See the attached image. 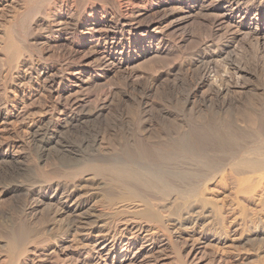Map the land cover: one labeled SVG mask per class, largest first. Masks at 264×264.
<instances>
[{
    "label": "bare ground",
    "instance_id": "1",
    "mask_svg": "<svg viewBox=\"0 0 264 264\" xmlns=\"http://www.w3.org/2000/svg\"><path fill=\"white\" fill-rule=\"evenodd\" d=\"M143 1L25 0L24 9L0 25V72L5 69L9 79L0 88V123L14 129L12 139L0 140V195L23 197L17 208L28 224L42 205L54 204L55 215L69 218L65 234L77 245L71 263L61 264H156L162 259L155 255L159 247L172 249L177 264H186L189 252L182 256L184 249L172 247L183 230L210 214L221 218L216 221L226 219L222 207L205 195L216 177L219 182L238 178L231 185L241 195L252 194L264 181V0H155L147 6L148 20L140 14ZM198 18L209 23L213 38L199 39L187 58L171 64L191 75L190 87L175 105H165L152 118L134 94L111 90L102 98L101 87L117 71L132 75L172 56L179 48L174 35ZM230 28L234 31L226 34ZM239 37L253 42L250 62L235 52ZM36 39L48 49H37ZM27 141L37 148L38 164L15 155ZM99 193H108L111 211L95 216L86 210V199ZM67 201L73 207L62 208ZM259 207L264 213V198ZM248 220L242 221L245 230L251 227ZM18 225L7 242V264L26 263L24 245L33 234ZM250 231L244 241L261 245L264 253V231ZM219 232L224 234L222 228ZM213 237L199 233L197 240L221 242ZM57 244L56 253L66 255Z\"/></svg>",
    "mask_w": 264,
    "mask_h": 264
},
{
    "label": "rangeland",
    "instance_id": "2",
    "mask_svg": "<svg viewBox=\"0 0 264 264\" xmlns=\"http://www.w3.org/2000/svg\"><path fill=\"white\" fill-rule=\"evenodd\" d=\"M173 1H175V0H165L166 3H171ZM179 1L189 2L190 0H179ZM155 2H156L155 0H144L143 1L142 9H144V8L145 9L140 14L145 16V17L143 16L145 18L144 20L150 19L147 6H152ZM20 4L24 5L25 0H9V1L1 0L0 1V13H2V11H4L3 12L4 16L0 17L1 18L0 19V25H2V23L6 22L8 20L7 18H9V15H11L12 13L14 14L15 12L16 13L20 12L21 10L24 9L25 5L21 7ZM159 5L160 4H157L155 7H152V8H157ZM14 7H16V8H14ZM254 13H255L254 10L251 11L249 13V17H253ZM145 14L148 15L149 18H146ZM2 18H5V21ZM198 19L200 21H198ZM198 19L189 21L183 27L184 28L183 32H181V31H180V33L177 32L173 37L175 40L174 42L178 41L177 42V43H179L178 49H179V51H181V52H179L178 49H176V50H174V52L177 51L178 53L182 54V56L180 54H178L177 52H175V54H174L175 56H174L173 55L174 52H172V56H169L167 59L166 58L163 60L161 59L160 60L161 62L159 61V62H154V63H152V62L147 63V64L142 66L143 68L140 67V69H137L132 75H130V72L128 70L127 71H124V70L123 71L122 70L117 71V73H114L113 75H111L112 79L109 78L110 80L109 79L107 80L108 83L107 82H106L107 84L104 83L103 86L101 87L100 94H101L102 98L104 96L110 94L108 91H111V90H113V91H111V93H113L115 95L118 93L124 92V91H126L130 96H131V94L132 95L134 94L133 95L134 97L138 98L139 100H142L141 105H140L141 108H143L144 106H145V108H148V114H149L148 116L149 117L152 116V118L159 117L160 110L163 107H165V105L166 106L175 105V101H179L180 99H182L183 94L190 87L191 83L189 82V79L191 78V75L188 74V76H187V75H185V73L183 71L182 72L176 71L175 68H172L173 66L175 67L174 63L176 65H178L179 63H177V62H181V61H179L180 58H181V60H182V57L187 58L189 52L191 53V51H193L195 49V47H198V43H199V41H201L199 39H202V41H203L204 39L209 40V38L211 39V37H212L209 30H207V29H210L209 25H208L209 23L206 22V20L204 21L203 19H200V18H198ZM199 24H200V26H199ZM204 26H207V27H204ZM231 30H232V28L228 29V31H227L228 33L226 32V34H229V33L234 31V29L232 31ZM187 33H188V35H187ZM177 34H178V38H177ZM182 37L183 38L185 37L184 38L185 42L180 44L179 39ZM189 37H191V38H189ZM215 37L216 36H214V38ZM240 39L243 40V38L239 37L238 42L239 41L240 42L239 43L237 42V44H236L237 47H235V50L236 49L237 50L235 52H236V54H237V52L241 53V55H239V56H242L241 58L243 59V61L250 62L251 61L250 60L251 59V52H250L251 46L250 45H252L253 42L251 41L250 37H248V39L243 40L244 43ZM39 42H40V44H38ZM41 42H43V41L36 39L35 42H33V43H34V45H36L37 49H38V47L39 48L43 47L44 49L47 48V46L42 45ZM38 45H40V46H38ZM183 46H185V47L183 48ZM183 50H184V52H183ZM57 53L59 54L60 57L62 55H63L62 56L63 58L67 57V53L62 48H59L57 50ZM60 53H62V54H60ZM35 54H37V53H35ZM177 54L179 57L178 56L176 57ZM184 54H185V56H184ZM243 61H241V62L243 63ZM166 62H168V63H166ZM165 63L168 65H166ZM261 65H262V62H261ZM167 67H168V69H167ZM169 67H171V68H169ZM172 69L174 71H172ZM120 72L122 75L120 74ZM0 73H1V75H0L1 87L0 88L2 89L3 84L4 83L6 84L9 81V79H8V76L6 75L5 69H4V71L2 69ZM172 74H175L176 76L172 75ZM129 75H130V77H129ZM147 75H149V76H147ZM112 76H114L115 78ZM134 76H137V77L135 78ZM132 77H134V79ZM173 78H174V81L176 82L175 83L176 86H174V87H173V85H174ZM1 80H2V82H1ZM4 80H6V81H4ZM192 81H193V79H191V82ZM182 82H183V84H182ZM105 85H109V86L106 87ZM124 89H126V90H124ZM154 89H155V91H154ZM0 91H2V90H0ZM102 92H104L106 95L104 93L102 95ZM148 101H150L151 103ZM142 105H144V106H142ZM150 109L152 111H150ZM11 112H12V110H11ZM1 125L4 127V129ZM0 130H1L0 140L1 139L10 140L14 137V134H13L14 129L11 126L6 125V127H5L4 124L0 123ZM10 130H12V131H10ZM15 155L22 156L24 158V163H26V164H31L30 161H34L38 164V162H37L38 161L37 148H35L33 145H31V143L28 141H27L26 146L23 150L15 151ZM184 165H186V164H183V167H184ZM180 166H181V164L179 163L178 167H180ZM39 167L40 168L44 167V169H47V170L49 169V166H47V164L42 165V163H41L39 165ZM186 167H187V165H186ZM198 171L199 170H196V171L194 170V172H196L195 174L201 172V171H199V172ZM219 177H220V175L216 177V181H214L210 185V187L206 190L205 195L212 202H214L218 206L222 207L221 212H222V215L224 217H226V219H224V221H223V219L219 220L221 218L217 217V214H215V216L213 214H210V216L207 215L208 217H207L206 221H204L202 224H200L198 226L186 227L183 230V233L180 234V236H179L180 239L177 241L178 243L173 242L172 247L177 245L176 246L177 251H178V248H180L179 250L184 249L183 251L181 250L182 256L187 257L188 254L187 255H185V254L187 253V251L189 252V256H188V258H186V261H187L186 264H264V253L260 252L261 251V245H259V244L253 245V244H251V242L246 243V241H244V237H247L248 234L250 235L251 228L253 229L254 227H256L257 230L261 229L264 231V213L262 211H259L260 202L264 198V181L261 183V186L259 188H257L252 194H250V195L244 194L243 195V193H242V195H241V193L239 192V189H237V187H236L237 186L236 181H238L237 180L238 178L237 179L234 178L235 180L232 178L233 179L232 180V179L227 177L228 179H230V180H228L224 175H221V177H225V178H222L221 179L222 181L219 182V180H220ZM58 179L59 178H56V180L59 183L61 182L60 184H68L70 182V181L64 180L63 178L59 179V180ZM188 179H189L190 183L192 181H194V180H192V178H188ZM56 180L53 179L52 183H54V181L57 182ZM223 180H226V181H223ZM37 182H41V180L38 179ZM64 182H66V183H64ZM232 182L236 183V184L233 183L235 186L231 185ZM241 182L243 184L246 183V182L244 183V181H242V180H241ZM185 183H187V182L185 181ZM242 183H239L240 187H242L241 186ZM39 184H42V183H39ZM243 186H245V185H243ZM241 190L243 191V189H241ZM107 195H108V193H105V194L99 193V194H93L90 197H88L89 200L86 199V202H88V203H86V205L89 208L86 206V210H89L90 212L92 211L93 215H95V216L102 215L103 212H105V211L110 212L111 210H109L107 208V206H108L107 201H106ZM241 197L244 198V200ZM23 201H24L23 197H21V196L15 200V199H12L11 197L5 196L3 193H1V195H0V264H7L8 263L7 261H9V256H8V252H7V250H8V247H7L8 243L7 242L9 239L14 237V234L16 235V233H17L16 231L19 228L18 223L19 224L20 223L25 224V226L29 229V231L32 232L31 234H33L31 241L24 245V247H26V252H25L26 263L25 264H58V262H59V264H61L64 261H65L64 263H68V262L71 263L70 262L72 260L71 255H73L72 254V250H73L72 248H74V250H76L75 247L77 245V242L75 240H72L73 238L71 239V236H66V234H65L67 224H69L68 223L69 218H67V221H66L67 216H65V214H59V216L55 215L57 213H54V211L56 212L57 206H55L54 204H52L48 208H46L44 205H42L37 210L38 211L37 215L39 218L36 215V219L32 223V225H31V223L28 224L27 221H25V219H22L21 215H19L20 214L19 207L22 206ZM71 201H67V202L62 203V208L63 207L64 208L73 207V203ZM244 201L245 202L248 201V202H246L247 205ZM46 202L47 201H43V203H46ZM17 203L19 204L18 208H17V205H18ZM244 206H246V207H244ZM40 210H42V211H40ZM46 211H48V212H46ZM51 211H53V212H51ZM244 211H245V213H244ZM39 212L41 214H39ZM52 213H54V214L52 215ZM43 214H46V215L48 214V215L45 216ZM244 214H246L245 216H247L248 219L253 220L252 221L253 223H250L251 221L248 220L244 216ZM211 215H213L214 218L211 217ZM48 216H49V218H48ZM223 216H221V217H223ZM17 217L21 218V219L19 220ZM215 217L219 218L217 220L218 222L216 221ZM54 218H55V220H54ZM103 218H105V216ZM211 218H213L215 220H213ZM242 219L245 220V222L247 220L249 221V224H251L250 225L251 227L249 229H246V230L244 229L245 228L244 223H243L244 221ZM49 220H50V223H49ZM221 221H222V223H221ZM24 222H26V223H24ZM217 223H219V224H217ZM220 224L222 226H220ZM201 225H205L204 228H202ZM30 227H33V228H30ZM221 228L223 229L224 234H221L219 232L221 230ZM9 230L11 231V233ZM247 230H249V231H247ZM199 233L200 234H207L210 237H213V236L219 237L220 236L221 242L216 243V242L199 241V240H197ZM55 236H56V238H55ZM57 237H59V238L57 239ZM51 239L56 240V241H53ZM63 241H64V243H63ZM52 242H53V245L51 244ZM55 243L60 244L59 249H62V252H65L66 255L56 253V251L54 250L55 249V245H54ZM174 243H175V245H174ZM183 243H185V244H183ZM159 244L161 245V244H163V242L158 243L157 245L159 246ZM108 245L110 246V243ZM182 246H183V248H182ZM184 246H185V248H184ZM63 247H65V249L66 248H68V249L65 250ZM162 248H164V247H161V249L159 247V249L156 248V250H155L156 252H157V250L163 252L162 254H161V252L155 253V255H159V256H157L158 260L160 259V257L162 258L159 261L157 260L158 262H156V264H177V261L175 258L176 253L174 252V254H172L173 253V252H171V251H173L172 249L163 250ZM173 249H175V247ZM169 250H171V251H169ZM190 250H192V251H190ZM167 252H171V253L169 254ZM258 253L260 254V257L257 258L256 254H258ZM165 254H167V255H165ZM160 255H162L163 257ZM173 255H175V256H173ZM129 256H131V254ZM56 257H58V258H56ZM134 264H145V263L141 260H138Z\"/></svg>",
    "mask_w": 264,
    "mask_h": 264
}]
</instances>
